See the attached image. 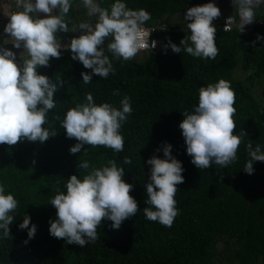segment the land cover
<instances>
[{"label": "trees", "instance_id": "obj_1", "mask_svg": "<svg viewBox=\"0 0 264 264\" xmlns=\"http://www.w3.org/2000/svg\"><path fill=\"white\" fill-rule=\"evenodd\" d=\"M209 1L122 0L132 10L150 13L144 26L161 22L163 28L153 35L164 37L165 45L169 40L179 45L190 35L189 21L174 20L183 17L188 8ZM77 2L81 0H72L73 5ZM97 2L110 9L115 0ZM255 13L262 22L246 33L224 31L223 18L216 19L213 25L219 52L215 59L193 57L180 45V54L169 47L142 51L140 57L125 61L113 57L104 46L115 69L107 78L73 60L70 49L38 68V74L57 86L53 95L56 107L49 111V123L44 125L56 135L42 144L27 140L15 146L0 144V185L18 201L10 213L14 217L10 236L4 238L0 230V264H264V162L253 161L252 174L244 171L249 141L264 152V4ZM257 35L262 39L257 40ZM82 72L91 74L89 84H84ZM220 79L229 81L236 94L234 134L243 130L247 136L242 138L237 159L226 168L213 163L208 169H197L187 155L179 124L182 114L192 113L198 105L199 89ZM258 86L257 97L254 89ZM117 89L119 94L114 95ZM86 93L92 94L96 104L106 102L117 109L125 95L130 97L133 111L120 129L123 152L85 145L80 152L70 153L77 141L66 137L60 121L67 110L86 102ZM166 144L184 169V182L176 186L175 195L179 215L171 227L149 221L143 213L144 207H152L146 202L145 185L150 182L151 169L146 161L153 156L163 159ZM125 157L131 160L130 165L124 164ZM85 160L88 170L79 168ZM109 160L124 168V181L133 185L130 195L138 205L136 215L118 229L111 227L110 220H102L98 239L82 248L51 236L50 221L57 216L50 201L57 191L66 194L71 175L82 179L92 167L107 166ZM24 215L31 218L29 226L36 225L31 239L27 229L19 228Z\"/></svg>", "mask_w": 264, "mask_h": 264}, {"label": "clouds", "instance_id": "obj_2", "mask_svg": "<svg viewBox=\"0 0 264 264\" xmlns=\"http://www.w3.org/2000/svg\"><path fill=\"white\" fill-rule=\"evenodd\" d=\"M14 2L15 10H12L10 0L0 3V12L8 18L4 26L8 38L3 43L22 49L17 63L14 52L0 47V144L15 146L22 140L42 144L56 135L54 129L44 125L49 123V111L56 107L53 95L57 86L49 77L38 74L37 69L48 66L50 58L60 57L58 32L81 31L78 37L71 38L67 49L71 50L73 60H78L100 78L115 74L112 61L101 47L109 37L107 51L125 61L141 50L150 52L156 47V41L149 43L153 31L144 27L151 19L150 13L144 9L132 10L122 0H115L110 9L101 7L97 0H81L80 6L86 9L89 18H96L95 23L81 22L71 29L66 16L73 7L72 0ZM235 3L239 16L236 26L243 32L245 25L255 20V9L264 4V0H235ZM38 13H43L44 17L39 18ZM220 15V9L211 2L188 8L184 20L190 21L187 23L190 35L184 36L179 45L169 40L164 48L170 47L172 52L180 54V45H183V51L193 57L215 59L219 49L217 30L212 22ZM227 20L235 22L231 17ZM256 39L262 37L257 35ZM81 76L84 84L91 82V74L82 72ZM113 94H119V90ZM235 101L236 94L230 82L220 79L215 84L201 87L194 111L182 114L184 118L179 128L187 155L197 169H208L213 163L226 168L237 159V151L247 133L241 130L239 135L234 134ZM120 105L117 109L106 102L96 104L92 94L86 93L85 103L67 110L60 123L66 137L77 141L69 149L70 153L80 152L85 145L123 152L124 137L120 129L133 111L130 97L125 95ZM55 119L60 120V117ZM246 151L249 159L244 171L252 174L253 161L264 162V152L258 144L253 148L251 141L246 145ZM163 155V159L153 156L146 161L151 165L150 182L145 185L146 202L152 207H144L143 213L149 221L171 227L179 215L175 195L176 186L184 182V169L171 155L170 144L163 147ZM124 164L130 165L131 160L125 157ZM79 168L88 170L90 165L85 160L79 163ZM124 174V168L115 160H109L107 166L92 167L82 179L71 175L66 183V194L58 190L50 201L57 216L56 220L50 221V235L82 248L98 239L97 228L102 220H110L111 227L118 229L124 220L136 215L138 205L130 195L133 185L124 181ZM17 206L16 198L11 193L5 194V186L0 185V230L4 238L10 236L9 226L14 220L10 213ZM30 220V216L24 215L19 224L20 229H27L29 239L36 232V225L29 226ZM23 243L27 244L28 240Z\"/></svg>", "mask_w": 264, "mask_h": 264}, {"label": "crops", "instance_id": "obj_3", "mask_svg": "<svg viewBox=\"0 0 264 264\" xmlns=\"http://www.w3.org/2000/svg\"><path fill=\"white\" fill-rule=\"evenodd\" d=\"M6 2V0H0V3ZM12 3V10H15V2L14 0H10ZM34 2V0H33ZM80 3H75L73 7L71 8L73 12L69 10L68 15L70 14V19L71 23L69 25V28L77 27L79 23L83 22L84 19V12H86V9H84L82 6H80ZM217 7L220 9L221 15L218 17L223 18L224 15L233 13L235 11V8L237 7V4H235V0H223L220 5H217ZM73 14V15H72ZM37 16L39 18H43L44 14L43 13H38ZM217 18V19H218ZM178 19H184L183 17H179ZM67 20V19H66ZM214 21V20H213ZM8 22V18L3 15L2 12H0V47L6 48L8 50H11L16 54V56L19 58L20 53L22 52V49H17L13 47L11 44H4L3 41L7 39V34L4 33V26ZM81 34L80 30L74 31V32H68V33H63V32H58L57 37L60 40L61 43V54L66 51L68 44L70 43L71 38L73 37H78ZM68 50V49H67ZM53 59V58H50Z\"/></svg>", "mask_w": 264, "mask_h": 264}, {"label": "built area", "instance_id": "obj_4", "mask_svg": "<svg viewBox=\"0 0 264 264\" xmlns=\"http://www.w3.org/2000/svg\"><path fill=\"white\" fill-rule=\"evenodd\" d=\"M229 17L233 18V20L235 21L234 23H229V21L227 20ZM262 22V19H256L248 25H245L244 27V31L242 33H246L249 32L252 29V26L256 23V22ZM239 22V16H238V6L235 8V11L233 13H229L223 16V21H222V29L224 31H231L233 29H237L239 31V28L236 26ZM147 29L152 30L153 32L151 33L150 37H149V43H151L152 41H156V47L152 50H161L164 49V45L166 43L165 38L162 36H155L153 35V33L155 32V30L159 29V28H163V25L161 24L160 21H157L149 26H144ZM141 51H148V50H141ZM17 63H19V58L17 57Z\"/></svg>", "mask_w": 264, "mask_h": 264}, {"label": "rangeland", "instance_id": "obj_5", "mask_svg": "<svg viewBox=\"0 0 264 264\" xmlns=\"http://www.w3.org/2000/svg\"><path fill=\"white\" fill-rule=\"evenodd\" d=\"M216 19H214V21L212 23L216 22ZM174 21H175V23L185 22L184 19H178V18L176 20H174ZM109 38H111V37H109ZM109 38L104 41V44L102 45V47L107 46V44L111 41V39H109ZM141 53L142 52H138V54L135 57H140L141 56ZM254 91L256 93V94L255 93L254 94L258 97V94L260 92V86H258L257 88H255Z\"/></svg>", "mask_w": 264, "mask_h": 264}, {"label": "flooded vegetation", "instance_id": "obj_6", "mask_svg": "<svg viewBox=\"0 0 264 264\" xmlns=\"http://www.w3.org/2000/svg\"><path fill=\"white\" fill-rule=\"evenodd\" d=\"M95 17H92V18H89L87 15H86V12H84V19H83V22H91V23H95Z\"/></svg>", "mask_w": 264, "mask_h": 264}, {"label": "water", "instance_id": "obj_7", "mask_svg": "<svg viewBox=\"0 0 264 264\" xmlns=\"http://www.w3.org/2000/svg\"><path fill=\"white\" fill-rule=\"evenodd\" d=\"M209 2L214 3V4L217 6V5H220V3L222 2V0H211V1H209ZM209 2H202V3L200 4V6H201V5H204V4H206V3H209ZM78 3L81 4V2H78ZM66 19H67V16H66Z\"/></svg>", "mask_w": 264, "mask_h": 264}]
</instances>
